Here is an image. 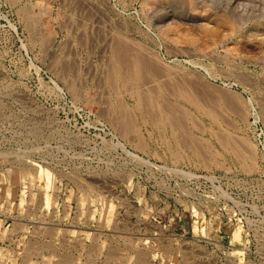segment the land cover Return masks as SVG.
Segmentation results:
<instances>
[{"label": "rangeland", "instance_id": "1", "mask_svg": "<svg viewBox=\"0 0 264 264\" xmlns=\"http://www.w3.org/2000/svg\"><path fill=\"white\" fill-rule=\"evenodd\" d=\"M0 264H264V0H0Z\"/></svg>", "mask_w": 264, "mask_h": 264}, {"label": "bare ground", "instance_id": "2", "mask_svg": "<svg viewBox=\"0 0 264 264\" xmlns=\"http://www.w3.org/2000/svg\"><path fill=\"white\" fill-rule=\"evenodd\" d=\"M42 202V201H41ZM41 210V209H40ZM61 241V240H60ZM102 242V241H101ZM46 245V244H45ZM55 245V244H54ZM137 245V244H136ZM64 247V246H63ZM137 247V246H136ZM101 249H102V247H101ZM100 251V250H99ZM102 251V250H101ZM85 252V251H84ZM97 255V254H96ZM107 256V255H106ZM125 257V256H124ZM182 257V256H181ZM114 258V257H113ZM187 258V257H186ZM188 259V258H187ZM94 260V259H93ZM110 260H112V259H110ZM125 260V259H124ZM117 261H119V260H117ZM188 261H190V260H188ZM79 262V261H78ZM77 263V262H76ZM81 263V262H80Z\"/></svg>", "mask_w": 264, "mask_h": 264}]
</instances>
